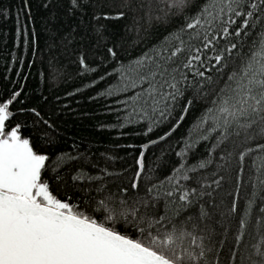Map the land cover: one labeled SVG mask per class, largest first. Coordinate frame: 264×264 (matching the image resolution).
Returning a JSON list of instances; mask_svg holds the SVG:
<instances>
[{
    "label": "snow or ice",
    "instance_id": "6c2138e0",
    "mask_svg": "<svg viewBox=\"0 0 264 264\" xmlns=\"http://www.w3.org/2000/svg\"><path fill=\"white\" fill-rule=\"evenodd\" d=\"M41 6L50 22L67 18L68 32L62 39H74L81 20L95 22L89 38L95 40L100 58L85 64L81 56L79 63L82 74L91 77L85 88L93 90L89 102L103 103L104 112L115 115L112 123L101 122L99 130L124 139L126 128H138L137 135L149 139L116 145L137 153L131 195L123 188L116 197L106 185L93 195L76 183L71 195L61 197L62 162L88 156L74 144L75 155L50 158L44 147L33 142L32 133H36L43 144L54 143L56 125L30 103L37 98L47 102L44 92L37 89V96L27 89L31 69L35 67L38 76L47 70L40 57L32 0L0 8V18L15 19V47L19 49L21 36L24 48L32 45L28 55L9 54L11 67L17 71L11 75L9 68L0 86V264H237L242 242L239 228L236 248L230 249L226 239L218 238L215 227H201L219 207L212 204L206 210L200 205L214 200V192L233 172L238 190L246 158L264 154V142L251 146L252 141H264V0H122L120 4L116 0H43ZM109 7L120 10L109 15L105 11ZM129 15L139 26L141 43L157 26L164 27L172 39L140 48L135 42L125 43L126 35L106 34L104 21ZM141 20L147 22L146 30ZM130 47L139 50L126 55ZM25 61L28 74L22 76ZM67 95H80V89ZM192 109H198L197 138L182 141L178 159L171 162L174 172L160 179L155 175L156 161L164 159L169 149L161 148L159 156L153 153L151 165L146 163L147 153L164 145ZM18 115L33 117L31 127L27 120L17 122ZM166 125L163 134H156ZM236 140L242 142L235 144ZM209 141L216 148L201 158L197 149ZM213 166L219 177L214 180L215 189L196 176ZM142 177L143 196L139 194ZM84 179L102 177L83 173L72 177ZM181 181L194 186L186 187ZM256 196L264 203V179ZM255 203L249 200L248 207ZM97 211L100 217L94 218ZM259 211L264 215V207ZM228 213L236 215L239 223L235 203L228 205ZM240 264H264V246Z\"/></svg>",
    "mask_w": 264,
    "mask_h": 264
},
{
    "label": "trees",
    "instance_id": "16d2710c",
    "mask_svg": "<svg viewBox=\"0 0 264 264\" xmlns=\"http://www.w3.org/2000/svg\"><path fill=\"white\" fill-rule=\"evenodd\" d=\"M18 0H0V8L14 7ZM43 0H32V13L35 18L36 29L38 32V42L40 45V57L45 61L47 70L42 76L37 75V69H31L28 75L27 89L29 94L39 95L37 89L42 90L44 95L48 97L47 102L34 99L30 103L34 104L38 109L47 116H51L55 121L56 130L52 133L54 143L43 144L41 139L36 133H32L33 142L46 149V154L50 158H55L63 153H70L75 155L76 148L79 147L80 152L86 153L88 159L85 160L81 157L77 161H68L63 164L60 175L64 178L63 183H59L58 192L61 197L68 193L71 195L75 189L71 186L76 183L85 185L86 191H91L96 195L97 189L102 185H106L110 189L111 194L119 197L123 188L129 189V195L132 194L130 181L136 170L135 158L137 153L133 150H128L121 147H116L118 144L147 142L149 137L137 135L138 128H126L124 131L127 136L120 139L117 133L109 131H100L99 125L101 122L112 123L115 115H108L104 112L103 103L95 101L89 102V95L93 94L91 88L85 91L88 87V80L91 77H85L82 74V65L79 63L81 56L88 64L92 60H98V50L95 47V40L90 39V33L94 21L81 20L79 25V34L74 39H62V35L66 36L68 32V20L66 17H61L59 20L50 22L47 10L42 8ZM117 4L122 3V0H116ZM119 7H109L105 11L109 15H114L119 11ZM24 18H21V25L24 23ZM106 26V34L110 37H120L126 35L125 43L131 44L135 42L139 44L140 48L156 47L160 45L167 37V32L164 27L157 26L152 31L150 36L143 39L141 43L137 38L138 25H134L130 15L123 20H108L104 21ZM140 24L146 30L148 25L145 20H141ZM28 27L31 29V22H28ZM73 27H76L73 24ZM125 28L128 29L125 34ZM16 22L15 19L0 18V86L5 81L4 75L11 68V75H15L16 68H12L10 64V53L20 55H28L31 49V43L28 48L23 47V36L19 39V49L15 47L17 42L16 38ZM175 31V29H173ZM140 35H145L141 31ZM31 39V38H30ZM139 49L129 48V54H136ZM28 74L27 61H25V69L21 75ZM83 85L84 87H80ZM80 89V95L68 96L67 94L74 89ZM2 91V88H0ZM59 97V99H58ZM79 103H76V101ZM64 104H68L69 108H63ZM198 115V109L190 110L189 116L185 118V122L178 128L164 145L154 148L151 152L147 153L146 163L151 165L153 153L157 156L161 155V148H168V152L164 159H157L159 167L155 175L160 179H166L174 172L172 161L178 159L176 152L183 147L182 141L189 137L197 138V129L195 127V117ZM33 117L26 115H18L17 122L27 120L29 127H31V120ZM168 125L157 130L156 134H163L167 130ZM155 138V135L153 136ZM242 140H236L235 144H240ZM257 142L252 141L251 146L256 147ZM213 148H216L215 142L209 141L208 143H201L197 151L201 158L209 155ZM196 162V161H191ZM179 167V165H176ZM103 170V171H102ZM111 173L109 177L106 175ZM83 173L85 177L91 176L102 177L101 180L88 181L87 179L81 181H74L72 177ZM197 178L202 183H208L215 189L216 185L214 180L219 179L213 169L196 174ZM237 173L233 172L231 177L226 176L225 181L222 182L223 186L214 192V200H206L200 205L201 208L208 209L210 205L215 204L219 207L220 211L213 210L211 219L205 224L204 227H215L218 238L226 243L228 248L235 250V241L239 238L237 236V229L239 228V236L242 237V242L238 247L237 264L240 261L255 252L257 247L264 246V215L259 211V208L264 207L257 199L256 192L261 179H264V154L255 153L250 158H246L243 167V183L237 190L236 186ZM186 187L194 186L191 181H181ZM145 180L141 178V187L139 194L144 195ZM151 185H149L150 187ZM56 187V183H53ZM180 193H178L179 195ZM76 199V197H73ZM249 200H255V206L248 207ZM235 203L237 206V213L239 216V223L237 216L228 213V205ZM100 213L97 211L94 218H99ZM244 219L247 223H244ZM220 233H223L221 236ZM219 251V246L217 248ZM209 259L212 260L213 256L210 255ZM224 257H221L223 261Z\"/></svg>",
    "mask_w": 264,
    "mask_h": 264
}]
</instances>
